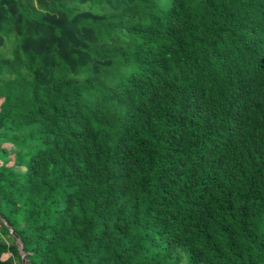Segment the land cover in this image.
<instances>
[{
    "label": "trees",
    "instance_id": "16d2710c",
    "mask_svg": "<svg viewBox=\"0 0 264 264\" xmlns=\"http://www.w3.org/2000/svg\"><path fill=\"white\" fill-rule=\"evenodd\" d=\"M64 1L0 0V233L28 264H264V0Z\"/></svg>",
    "mask_w": 264,
    "mask_h": 264
},
{
    "label": "rangeland",
    "instance_id": "374dc122",
    "mask_svg": "<svg viewBox=\"0 0 264 264\" xmlns=\"http://www.w3.org/2000/svg\"><path fill=\"white\" fill-rule=\"evenodd\" d=\"M22 1L25 3L28 1L29 2L28 4L30 5L29 8H34L36 10H43L45 8V6L49 5L53 0H22ZM64 2L67 6L74 7L76 9L99 11V4L96 0L87 1V2H83V3H80L78 1L75 2L74 0H65ZM107 10L108 9H106V7H104L102 11L105 12ZM12 38L13 37H11V39H8V37H6L5 44L0 48V54L1 55H8L11 53L12 49L14 48V41L12 40ZM4 146L10 147L9 144H5ZM1 221L4 222L3 219H1ZM7 229H9V228H7ZM9 233H10L9 235L11 237H14V236H12L10 229H9ZM11 237H9L8 235H2L0 233V239H3L4 241H7V242L14 241L16 243V245L18 247L19 254L22 258V264H28L24 258V254L22 252L21 245H20L19 241L16 240V238L12 239ZM6 255L7 254H4L3 256H6Z\"/></svg>",
    "mask_w": 264,
    "mask_h": 264
},
{
    "label": "water",
    "instance_id": "95a60500",
    "mask_svg": "<svg viewBox=\"0 0 264 264\" xmlns=\"http://www.w3.org/2000/svg\"><path fill=\"white\" fill-rule=\"evenodd\" d=\"M10 232H11V230H10Z\"/></svg>",
    "mask_w": 264,
    "mask_h": 264
}]
</instances>
